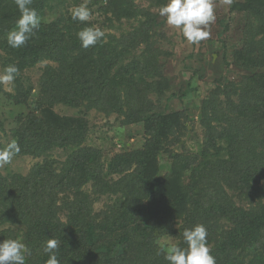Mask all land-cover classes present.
Listing matches in <instances>:
<instances>
[{"label": "trees", "instance_id": "trees-1", "mask_svg": "<svg viewBox=\"0 0 264 264\" xmlns=\"http://www.w3.org/2000/svg\"><path fill=\"white\" fill-rule=\"evenodd\" d=\"M105 1L98 7L116 20L144 14L133 0ZM48 3L33 0L32 7L40 15L45 8L52 9ZM231 10L245 16V23L253 19L252 32L240 38L239 48L234 45L233 49V59L249 74L241 86L230 82L221 85L218 81L210 95L201 99L199 117L207 140L200 158L170 155V171L161 174L158 157L168 144L178 142L176 134L186 128L184 111L188 107L172 110L167 106L171 96L164 105L147 99L142 103L143 95H161L162 88L167 87L166 80L155 81L152 86L145 81V75L157 74L149 73L154 68L155 54L146 51L143 61L126 60L134 45L119 47L114 37L106 41L102 38L85 49L77 33L92 26L91 22L74 21L66 14L41 22L26 45L14 49L8 45L6 34L15 26L19 10L14 0H0L1 66L4 70L14 64L19 69L13 81L15 95L10 93L5 98V106L14 118L9 142L17 141L19 153L40 155L46 148L73 146L74 140L83 137L85 120L78 114L60 116L53 110L57 104L89 108L104 101L105 107L125 115L124 124L140 123L145 134L140 149L118 156L111 163L114 173L132 165L135 171L125 177L120 189H109L116 193L115 199L99 212L93 208L97 199L79 192L85 181L104 179L96 176L85 161L97 150L95 147L88 146L83 154L71 146V156L58 168L54 161H47L24 176L0 173V242L21 236L29 250L26 264H46L44 246L49 239L59 241V264H168L157 241L202 224L216 264H264V187L255 186L264 179V68L259 69L264 66V0L237 1ZM148 27V20L141 21L131 41L145 37ZM46 59L56 62L59 69L47 70L38 111L26 114L22 106L31 95V86L26 88L28 81L22 72ZM197 74L194 70L184 80L187 89L179 96L181 100L186 94L188 98L196 95ZM134 91H143L135 112L126 101ZM219 95L224 96L222 101ZM123 101L127 110L121 106ZM240 131L247 136L245 139L249 138L239 153H245L246 161H238L230 149L241 138ZM254 133H259L258 140L250 139ZM258 144L260 149L255 153ZM220 182L246 191L245 200L251 206L246 210L237 208ZM67 192L77 198H59ZM60 211L66 212L64 222L57 216ZM12 226L21 227L22 234L17 236Z\"/></svg>", "mask_w": 264, "mask_h": 264}, {"label": "rangeland", "instance_id": "rangeland-1", "mask_svg": "<svg viewBox=\"0 0 264 264\" xmlns=\"http://www.w3.org/2000/svg\"><path fill=\"white\" fill-rule=\"evenodd\" d=\"M137 10H140L144 14L131 19L116 20V17L110 13H103L98 7L101 3L106 4L105 0H94L95 4H91V0H49L48 5L52 6V9L45 8L42 10L41 22H51L62 14H66L68 18L70 16V9L76 5L86 4L91 11L89 22L92 26H97L105 33L104 40H108L110 37H114V42L121 47L127 46L128 43H132L134 46H130L129 55L126 60H138L143 61L145 58L142 54L147 56L146 51H150L155 54V62L153 64V71L149 73H157L152 76L145 75V81L153 83L165 81L167 87L162 88L161 95L148 94L143 95L142 103L144 99L151 100L154 104L160 103L164 105L165 101H168L170 96L171 102L168 107L181 110L182 107L187 106L185 113V125L186 128L180 130V133L176 134L179 138L177 143H170L167 145L165 151H161L158 157V165L160 166V173L165 174L170 171L171 156L179 154L190 158L191 156H197L200 158V152L206 143V130L204 124L200 121L199 107L202 98H206L210 95L211 91L219 83L226 84L228 82L234 85L241 86L244 83L245 78L249 74L247 70L239 68L237 60L233 59V49L239 48L240 38H247L252 32L251 20L245 23L243 16L240 12H232L231 6L233 3L242 0H233L231 5L224 4L223 0H215V16L214 23L210 24L208 31L210 36L208 39L201 41L198 45H192L187 42L183 37L181 30L167 25L166 18L159 15V8L167 3V0H133ZM98 3V4H97ZM148 20L149 27L146 29L147 35L140 39L131 41L130 36L137 28L141 21ZM256 55V54H255ZM4 57V52L0 49V73L3 72L1 62ZM264 66L259 69L262 70ZM57 63L48 59L37 62L33 67L25 69L22 74L25 77L27 85L31 86V95L26 99V106H22V110L28 114L32 111H38L39 108V94L46 87L44 79L47 70L58 71ZM196 70L198 76L194 81L197 85L196 95L188 98V94L180 99V95L187 89L185 81L188 74ZM51 74V72L49 73ZM142 85V84H140ZM143 91L131 93L126 100L131 106V110L136 111V106L141 104L138 100L139 94ZM14 94L13 82L11 84H0V148L9 143L11 137V130L14 128L12 123L11 114L9 113V107H6L7 94ZM122 95L124 94L121 90ZM239 93V91H238ZM218 98L222 101L223 95H219ZM236 99L237 97H233ZM8 100V99H7ZM124 100V97H123ZM125 101V100H124ZM121 104L123 110H127L128 106L125 102ZM178 102H181L180 104ZM8 103V102H7ZM103 104L99 106H90L89 108H72L63 104L54 105L53 110L60 116H74L82 117L86 123V133L80 139L74 140L73 146L68 145L65 147L54 146L46 148V150L40 155H33L30 153L15 155L10 164L0 167V173L6 175L7 172L27 175L38 164H45L47 161H54L55 166L60 167L61 163H65L68 156H71L72 148L78 149L86 154L88 146L95 147L97 150L89 155L85 161L87 165H90L95 172L96 176L99 175L100 182L85 181L81 184L80 191L82 196L86 198H96L97 201L93 205L95 211L99 212L101 208L107 204L113 203L115 195L111 188L120 189L121 184L125 181V177L131 175L135 171V165L129 168L123 166L121 172H112L111 163L116 161L118 156L126 155L133 150L140 149L144 141V129L142 125L135 123L124 124L123 119L125 115L118 114L114 110H110ZM9 105V104H8ZM18 109V108H17ZM85 110V111H84ZM80 113L84 114L79 115ZM251 136V140H258L259 133H254ZM240 139H237V143L230 146L234 155L238 157V161H246L245 153L239 154L243 151V146L248 144L249 138L243 137L240 131ZM248 142H245V141ZM227 144V142H226ZM222 142V145H226ZM72 146V148H71ZM209 146V144H208ZM255 153L259 152V144L256 147ZM213 151V148H210ZM227 150L222 154L225 156ZM89 159V160H88ZM56 172L59 170H55ZM122 180V181H121ZM105 184L107 188H104L102 184ZM224 187L226 193L232 198L237 208L248 209L251 204L245 200L246 191L243 189L235 188V184L220 182ZM255 186L264 187V179L260 180ZM76 189H72L73 192ZM102 190H106L102 192ZM109 191V192H108ZM119 191V190H118ZM67 192V194H60V199H67L69 196L73 199L77 197L74 193ZM79 197V196H78ZM60 205V202H58ZM254 205V204H253ZM58 218L61 222L65 221L66 212L60 211ZM226 224V221H221ZM229 224V222H228ZM17 236L22 234L23 229L18 226L11 227ZM183 230L178 236L161 237L158 241H171L178 246H187L183 240ZM22 241L21 236L18 238ZM157 241V242H158ZM209 247V246H208Z\"/></svg>", "mask_w": 264, "mask_h": 264}, {"label": "clouds", "instance_id": "clouds-1", "mask_svg": "<svg viewBox=\"0 0 264 264\" xmlns=\"http://www.w3.org/2000/svg\"><path fill=\"white\" fill-rule=\"evenodd\" d=\"M19 10V18L15 26L6 34L7 43L14 49H19L32 38L41 25V17L32 7L33 0H14ZM233 0H223L224 4L231 5ZM91 15L86 4H80L70 9L71 19L74 21H88ZM159 15L166 18L169 26L181 30L183 37L189 44L198 45L210 36L207 30L214 23L215 0H167L159 8ZM105 33L97 26L84 27L77 33L81 46L85 49L96 45L102 40ZM19 73L14 64L6 66L0 73V84H11ZM20 152L16 140L10 141L0 148V167L10 164L13 157ZM207 230L204 225L198 224L191 229H185L183 240L187 245L180 247L171 241H158V248L164 253L168 264H216L207 244ZM59 241L49 239L44 246L48 254L46 264H59L57 250ZM29 250L18 238H8L0 242V264H26Z\"/></svg>", "mask_w": 264, "mask_h": 264}]
</instances>
